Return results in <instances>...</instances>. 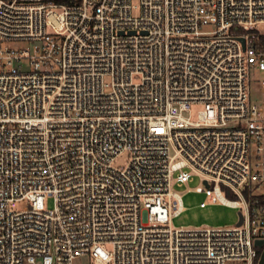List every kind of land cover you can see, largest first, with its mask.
<instances>
[{
	"label": "built area",
	"instance_id": "built-area-1",
	"mask_svg": "<svg viewBox=\"0 0 264 264\" xmlns=\"http://www.w3.org/2000/svg\"><path fill=\"white\" fill-rule=\"evenodd\" d=\"M263 25L264 0H0V264H261ZM194 173L240 224H170Z\"/></svg>",
	"mask_w": 264,
	"mask_h": 264
},
{
	"label": "rangeland",
	"instance_id": "rangeland-1",
	"mask_svg": "<svg viewBox=\"0 0 264 264\" xmlns=\"http://www.w3.org/2000/svg\"><path fill=\"white\" fill-rule=\"evenodd\" d=\"M264 31V25L261 26ZM251 78L261 80L264 78V71H255ZM260 88L255 84L251 93L253 100L259 99ZM198 107L192 108V115L195 116ZM202 185L199 175L193 174L188 182L176 183L172 185L173 190L181 195L183 201V211L178 216L171 219L170 224L175 228L193 227H229L236 224L238 219V209L218 202H208L203 193L195 191V187ZM205 201L206 206L200 207L199 203ZM20 205V207H22ZM46 207H52L51 199L45 201ZM226 264H248L245 261H228Z\"/></svg>",
	"mask_w": 264,
	"mask_h": 264
},
{
	"label": "water",
	"instance_id": "water-1",
	"mask_svg": "<svg viewBox=\"0 0 264 264\" xmlns=\"http://www.w3.org/2000/svg\"><path fill=\"white\" fill-rule=\"evenodd\" d=\"M241 39H242V38H241ZM242 41H243V39H242ZM238 217H239L238 224H240L241 221H242V216H241L240 213H238ZM263 242H264L263 240H256L255 243H256L257 245H262ZM260 263H261V264H264V249L262 250L261 255H260Z\"/></svg>",
	"mask_w": 264,
	"mask_h": 264
}]
</instances>
